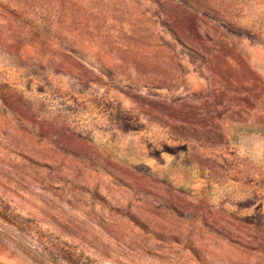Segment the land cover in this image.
I'll list each match as a JSON object with an SVG mask.
<instances>
[{
  "label": "rangeland",
  "instance_id": "1",
  "mask_svg": "<svg viewBox=\"0 0 264 264\" xmlns=\"http://www.w3.org/2000/svg\"><path fill=\"white\" fill-rule=\"evenodd\" d=\"M0 264H264V0H0Z\"/></svg>",
  "mask_w": 264,
  "mask_h": 264
}]
</instances>
